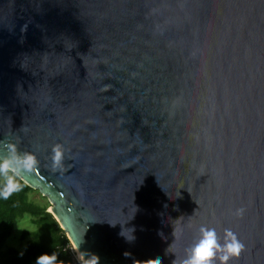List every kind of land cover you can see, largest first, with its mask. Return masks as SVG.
Here are the masks:
<instances>
[{"label":"water","instance_id":"95a60500","mask_svg":"<svg viewBox=\"0 0 264 264\" xmlns=\"http://www.w3.org/2000/svg\"><path fill=\"white\" fill-rule=\"evenodd\" d=\"M7 144L84 264H264V0H0Z\"/></svg>","mask_w":264,"mask_h":264},{"label":"trees","instance_id":"16d2710c","mask_svg":"<svg viewBox=\"0 0 264 264\" xmlns=\"http://www.w3.org/2000/svg\"><path fill=\"white\" fill-rule=\"evenodd\" d=\"M22 186L8 200L0 199V264H35L42 254L55 252L63 264H84L76 262L70 251V244L53 217L46 212L47 205L36 204L31 195L37 193L17 179ZM4 181L0 178V188ZM29 218L32 229H23L19 234L22 246L17 249L6 245L15 221Z\"/></svg>","mask_w":264,"mask_h":264},{"label":"clouds","instance_id":"9594fccd","mask_svg":"<svg viewBox=\"0 0 264 264\" xmlns=\"http://www.w3.org/2000/svg\"><path fill=\"white\" fill-rule=\"evenodd\" d=\"M4 147L7 154L0 156V178L4 181V186L0 188V199L8 200L14 193L22 190L17 177L22 172H34L38 161L32 153H19L13 144H7ZM52 153L53 165L59 167L64 156L63 147L59 144L55 145ZM244 211L245 209L240 208L235 214L242 217ZM199 234V239L186 250V256L180 264H217V261L219 264H231V261L238 259L244 251V244L231 229L224 230L223 240L212 227L201 226ZM132 239H134L133 236L128 240ZM95 258L96 264H99V258ZM35 264H63V261H59L57 254L53 252L51 255L42 254L37 257Z\"/></svg>","mask_w":264,"mask_h":264},{"label":"rangeland","instance_id":"374dc122","mask_svg":"<svg viewBox=\"0 0 264 264\" xmlns=\"http://www.w3.org/2000/svg\"><path fill=\"white\" fill-rule=\"evenodd\" d=\"M31 199L36 204H39V205L46 204L48 206L47 207V211H50V208H49L50 204H49V202L47 201V199L45 197H42L38 193H34V194L31 195ZM23 229H27V230L32 229V226L30 225L29 218H27V217H24L22 219H19V220L15 221L11 236L7 239L6 245L19 249L22 246V243L19 241V234H20V231L23 230ZM70 247H71L70 251H71V253L74 256L75 261L76 262H78L79 260L81 261V259L77 258V253L75 252V249L72 247L71 244H70ZM81 263H83V262H81Z\"/></svg>","mask_w":264,"mask_h":264},{"label":"bare ground","instance_id":"6f19581e","mask_svg":"<svg viewBox=\"0 0 264 264\" xmlns=\"http://www.w3.org/2000/svg\"><path fill=\"white\" fill-rule=\"evenodd\" d=\"M75 252L77 253V258L78 259H81V262H83V259H82V257H81V255L75 250ZM80 261V260H79Z\"/></svg>","mask_w":264,"mask_h":264}]
</instances>
